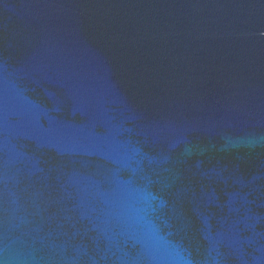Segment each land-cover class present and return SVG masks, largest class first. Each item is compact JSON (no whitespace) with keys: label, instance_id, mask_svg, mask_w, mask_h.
<instances>
[{"label":"water","instance_id":"95a60500","mask_svg":"<svg viewBox=\"0 0 264 264\" xmlns=\"http://www.w3.org/2000/svg\"><path fill=\"white\" fill-rule=\"evenodd\" d=\"M0 264H264V0H0Z\"/></svg>","mask_w":264,"mask_h":264}]
</instances>
